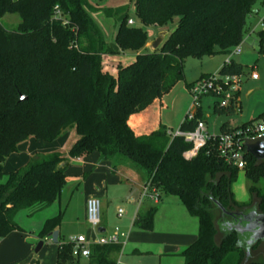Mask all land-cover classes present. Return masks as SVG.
Wrapping results in <instances>:
<instances>
[{
    "label": "trees",
    "instance_id": "16d2710c",
    "mask_svg": "<svg viewBox=\"0 0 264 264\" xmlns=\"http://www.w3.org/2000/svg\"><path fill=\"white\" fill-rule=\"evenodd\" d=\"M256 1L133 0L141 25L163 29L176 20L160 46L147 51L146 32L128 25L126 13L108 41L90 15L95 8L88 0H0V17L18 13L21 19L14 29L0 23V179L6 176L0 183V236L19 228L13 221L15 210L45 207L59 196L69 158L98 151L105 159L126 158L159 199L176 196L197 218L196 239L179 252L184 264H264L250 259L251 250L264 240L248 245L250 233L242 231L250 227L248 213L264 214V188L258 185L264 179V159L244 149L242 171L257 201L240 203L231 191L239 170L218 157L214 141L187 160L183 152L191 144L183 137L171 136L163 127L139 134L133 126V117L161 97L166 76L177 74L185 58L230 53L242 42ZM258 34L263 40L264 30ZM127 52L133 57L122 58ZM218 73L241 75L242 68L230 58ZM238 95L239 89L226 107L215 101L213 114L234 115ZM192 113L179 130L191 131L204 121L200 105ZM263 116L264 111L255 118ZM238 126L224 122L220 132ZM69 128L79 139L67 155L59 150L38 153L23 166L3 171L19 143L29 137L53 142ZM216 202L232 215L224 214ZM156 211L150 207L139 212L133 224L151 230ZM59 225V215L46 219L39 238ZM118 246L92 244L89 256L80 258L72 255L71 243L58 241L53 264H117L113 253Z\"/></svg>",
    "mask_w": 264,
    "mask_h": 264
},
{
    "label": "rangeland",
    "instance_id": "374dc122",
    "mask_svg": "<svg viewBox=\"0 0 264 264\" xmlns=\"http://www.w3.org/2000/svg\"><path fill=\"white\" fill-rule=\"evenodd\" d=\"M88 3L95 8L93 12H90V15L101 28L104 39L108 41L114 39L120 24L119 17L124 13H126V19H132L135 26L141 27L146 32L149 41L156 39L161 31L168 34L176 25V20L170 22L163 29L154 25H141L133 0H88ZM253 9L254 13L247 19L243 40L238 45L240 53L234 54L231 50L230 53L218 52L202 58H185L181 62L177 74L171 72L166 76V86L161 97L133 117L137 133L151 132L158 127L165 128L167 132H176L188 112H192L194 109L189 85L197 81L203 74L218 75V69L229 57L239 63L242 68L239 83L240 107L238 112L232 116L214 115V102L219 100L218 97L215 95L202 96L199 105L202 107L201 117L206 121L208 132L219 133V126L225 121L232 125L247 123L264 111V38L261 40V36L258 34L259 31L264 30V3L262 0H257ZM20 21L18 13H6L0 17V23L7 29H14ZM145 48L147 51H152L151 46L147 43ZM125 55L132 56L133 53L127 52ZM252 73L257 74L256 79H252ZM71 129L72 132H75L73 128L66 131ZM21 143H24L20 146L24 149L20 151L19 155L22 159L31 152L34 156L39 152L49 153L59 149H70L69 145H72L70 143L73 142L57 139L53 142H45L29 137ZM30 149H32L31 152H29ZM16 154L14 152L13 156H17ZM95 154L98 156L92 167L83 173L75 174L77 176L68 177L59 196L50 204L35 213L25 209H17L13 212V221L19 228L5 236H0V264H53L57 251L55 243L44 244L38 252H35V247L40 240L38 238L44 222L56 215L60 216L59 226L61 233L66 236V240L69 236H77L80 232L88 236L92 235V232L88 230L90 227L93 229L94 236L97 237H107L120 232L127 234L126 244H120L113 253L117 264H159V260L161 264H184L180 254L170 252H173L172 248L181 237L190 238L188 244L196 239L197 218L186 211L176 196L162 195L159 202L156 203L151 199L144 200V184L139 193L134 192L133 195H136L134 201H129L127 196L130 186L127 180L134 179L132 178L134 176H130L127 172L136 174V171L126 165L127 159L123 156H120V159L115 162L113 169L106 167V162L98 151H93L82 157L95 156ZM9 162L4 164L3 171L15 170V166L9 165ZM98 177L103 179V183L100 184L102 192L98 194V197L100 220L105 225V232H99L86 220L85 201L91 187L96 186ZM5 181L6 176H3L0 183ZM248 183L243 171L239 170L231 183V191L237 202H253L255 205L257 200L249 193ZM258 185L264 188V179ZM133 191L134 189H132V193ZM148 206L158 208L151 230L136 227L131 219L135 209L140 208L141 212H145ZM119 208L123 210L121 217L117 215ZM169 250L170 252H168ZM166 252L170 254H164ZM250 259L264 262V242L259 243L251 250Z\"/></svg>",
    "mask_w": 264,
    "mask_h": 264
},
{
    "label": "built area",
    "instance_id": "2783aa9c",
    "mask_svg": "<svg viewBox=\"0 0 264 264\" xmlns=\"http://www.w3.org/2000/svg\"><path fill=\"white\" fill-rule=\"evenodd\" d=\"M59 15V10H56L55 16ZM128 25H133V20L128 19ZM234 54L240 53L239 46L234 47ZM230 63V57L224 61V64ZM252 79L257 78V74H251ZM240 75H210L200 78L189 86V92L193 96L194 105H199V101L204 95H215L218 97V106L226 107L233 100L234 93L239 89ZM193 117L192 112H188L187 118ZM171 136H181L190 143L189 149L183 152V157L187 160L193 158L198 153L199 149L204 147L210 140L214 141L216 153L220 159L236 167L238 170H243L245 166V140L248 138H257L264 135V116L254 118L250 122L240 125L227 132H219L211 134L208 132L204 121H198L195 128L191 131L167 132ZM143 198L157 202L159 200L157 191L149 189L144 185ZM86 220L93 228L100 226V200L96 196H89L85 201ZM123 210L119 208L117 215L120 217ZM127 234L124 232L110 234L107 237H97L96 240L90 241L83 235L69 236L66 242L72 245V255L74 257L87 258L90 254V245L99 244H121L126 242Z\"/></svg>",
    "mask_w": 264,
    "mask_h": 264
},
{
    "label": "crops",
    "instance_id": "0c3cea01",
    "mask_svg": "<svg viewBox=\"0 0 264 264\" xmlns=\"http://www.w3.org/2000/svg\"><path fill=\"white\" fill-rule=\"evenodd\" d=\"M167 34V33H166ZM150 43H151V41H148L147 42V44H149L150 45ZM146 49V48H145ZM126 53H124V54H122V58H125V59H128V58H131V57H133V55L132 56H126L125 55ZM224 63V62H223ZM238 99H239V95H238ZM237 105L240 107V104H239V102L237 103ZM202 108V107H201ZM238 112V111H237ZM236 114V113H235ZM260 114V113H259ZM258 114V115H259ZM232 116V115H231ZM134 122V125L133 126H135L136 127V123H135V121H133ZM226 122V121H225ZM204 123H205V125H206V121L204 120ZM222 123H224V122H222ZM221 123V124H222ZM133 124V123H132ZM221 124H220V126H221ZM242 123H239V124H235V125H232V124H230V123H228V126L230 127H234V126H238V125H241ZM220 126H219V132L221 131V129H220ZM206 128H207V126H206ZM208 130V129H207ZM78 139H79V136L76 134V132H72V129L71 130H69V131H64L62 134H61V136L59 137V138H57V140H60V141H62V140H65V141H67V140H71L73 143H70V144H72V145H69L70 146V148L78 141ZM24 144V143H23ZM22 143H19V145L17 146L18 148H17V151H16V155L17 156H13V153L12 154H10L6 159H5V161H4V163H3V166H4V164L7 162V161H10L9 162V165H11V166H15V169H17V168H19V167H21V166H23L28 160H29V158L33 155L32 154V152H31V150L32 149H30V151L29 152H31L30 154H28L26 157H23L22 159H21V156H19L21 153H20V151H23L24 149H22V148H20V146L21 145H23ZM29 146V145H28ZM28 146H26V148H29ZM68 150L69 149H63V150H61V149H59V151H61V152H63L65 155H67V153H68ZM56 151V150H55ZM35 153H37V152H35ZM39 153H41V152H39ZM98 153H100V152H98ZM98 156V154H95V156H85V157H82V156H79V157H73V158H69V160H68V164H67V168H66V172H65V174H66V180H67V178L68 177H73V176H77L78 174H80V173H83L84 171H86L87 169H90L91 167H92V165L95 163V158ZM104 159V161L106 162V167L107 168H111V169H113V168H115V162H117V160H119L120 159V157L119 158H116L115 160H110V159H105V158H103ZM76 164H78V166H76ZM125 165V164H124ZM130 169H134L135 171H136V174L134 173V174H132L130 171L129 172H127L130 176H134V177H132V178H134V179H132V180H127V183L129 184V186H130V190H129V195L127 196L128 197V200L129 201H134V199H135V197L134 196H136V195H133L134 194V192L136 191V193H139L140 192V190H141V188H142V185L144 184V182H145V180H144V178H143V176L141 175V173L138 171V170H136L135 168H133L132 166H130V165H128V164H126ZM125 165V166H126ZM14 170V169H13ZM75 174H77V175H75ZM127 179V178H126ZM101 182L103 183V179H102V177H98L97 178V182H96V186H94V187H91V189H90V192L88 193V196H87V198L89 197V196H96V197H98V194H101L100 192H102V189H100V187H101ZM132 189H134V191H133V193H132ZM86 198V199H87ZM99 198V197H98ZM149 200V198H144V200ZM160 200V199H159ZM159 200L157 201V202H159ZM156 203V202H155ZM43 207H35V208H32V209H29V211L30 212H33V213H35V212H37V211H39L40 209H42ZM148 208H150L149 206H148ZM147 208V209H148ZM146 209V210H147ZM157 210H158V208H157ZM139 212H141L140 211V208H137V209H135V211H134V213H133V215H132V217H131V219H132V223H133V221H134V219H135V217H136V215L139 213ZM156 213H157V211H156ZM123 215V214H122ZM121 217V216H120ZM90 227V226H89ZM58 230H59V234H58V241H60V242H63V241H65L66 240V236H64L62 233H61V230H60V226L57 228ZM90 232H92V235H90V236H88L87 234H85V233H78V235H83V236H85L88 240H90V241H94V240H96V238H97V236H94V232L92 231L93 229L90 227L89 229H88ZM87 230V231H88ZM97 230L99 231V232H105V225H104V223H101V220H100V226L97 228ZM86 231V232H87ZM95 231V230H94ZM95 238H94V237ZM127 238H128V236L126 237V242H127ZM38 239H40L41 240V238H38ZM42 240H43V245L44 244H52L53 242L51 241V239L49 238V237H47V236H45L44 238H42ZM189 240H190V238H188L187 236H183V237H181L180 239H178V241L175 243V245H174V247L172 248V250H173V252H170V250L168 251V252H170V253H177V254H179V252L182 250L181 248L182 247H184V246H186V245H188V242H189ZM126 242H125V244H126ZM58 243V242H57ZM57 243H55L56 245H57ZM124 244V245H125ZM190 244V243H189ZM178 246H181V247H178ZM170 253H164V254H170ZM55 260H56V258H55ZM152 264V263H151ZM159 264H161V261L159 260Z\"/></svg>",
    "mask_w": 264,
    "mask_h": 264
},
{
    "label": "water",
    "instance_id": "95a60500",
    "mask_svg": "<svg viewBox=\"0 0 264 264\" xmlns=\"http://www.w3.org/2000/svg\"><path fill=\"white\" fill-rule=\"evenodd\" d=\"M166 32L161 31L159 35L151 41L150 46L152 50H155L159 47V45L163 42L166 37ZM20 100L26 99V96L20 95ZM245 148L248 152L254 155L257 159H264V135L257 138H248L245 140ZM217 206L223 211L224 214L232 215L231 212L226 211L218 202H216ZM248 220V226L244 227L242 231L249 232L250 236L247 239L248 245L253 244L255 241L264 240V214H258L254 211L248 213L245 217ZM250 223V224H249ZM58 234L59 230L55 229L47 234V237L51 239L53 243L58 242ZM43 246V240H39L36 247L35 252H38ZM249 255V252H247Z\"/></svg>",
    "mask_w": 264,
    "mask_h": 264
}]
</instances>
